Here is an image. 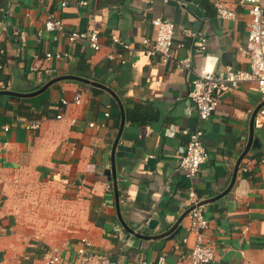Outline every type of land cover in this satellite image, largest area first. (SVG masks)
Returning a JSON list of instances; mask_svg holds the SVG:
<instances>
[{"label":"crops","instance_id":"1","mask_svg":"<svg viewBox=\"0 0 264 264\" xmlns=\"http://www.w3.org/2000/svg\"><path fill=\"white\" fill-rule=\"evenodd\" d=\"M223 1L236 11L235 18L219 17L215 0H67L66 6L63 0H0V91L32 92L65 75L104 86L95 93L89 82L57 80L38 109L22 97L0 94V264L76 263L81 251L101 258L87 264L155 262L161 255L169 264H189L195 239L187 232L189 213L172 234L154 239L130 234L120 216L136 232L156 218L159 223L146 234H162L189 208L190 189L201 200L220 196L205 204L208 232L217 242L210 264H264V127H254L259 145L251 146L236 169L262 102L259 89L245 81L220 90L208 120L200 118L190 98L203 65L216 74L250 68L240 53L247 43L249 10L239 0ZM49 13L64 21L66 32H97L104 46L96 51L45 30ZM157 15L177 26L174 45L185 44L175 47L177 59L195 48L185 30L207 34L208 48L194 55L192 70L141 51V39L153 34L151 20ZM112 34L132 47L123 52L125 62L107 57ZM57 51L70 56L46 57ZM82 54L89 64L84 70L78 67ZM79 91L82 102L74 104ZM63 98L70 103L63 104ZM118 99L125 123L115 143L122 120ZM36 119L41 127L28 129L27 121ZM184 127L203 129L209 152L192 180L178 167L188 141ZM33 172L59 187L48 199L72 207L66 223L51 228L15 204L14 178L22 183ZM49 255L58 262L50 263Z\"/></svg>","mask_w":264,"mask_h":264},{"label":"built area","instance_id":"2","mask_svg":"<svg viewBox=\"0 0 264 264\" xmlns=\"http://www.w3.org/2000/svg\"><path fill=\"white\" fill-rule=\"evenodd\" d=\"M168 1V0H164ZM82 3H86L82 1ZM243 6H247L251 19L248 22V38L245 46L240 47V53L249 58L250 68L248 70L238 69L233 70L228 68L224 72L216 74L207 64L203 65L196 72V77L192 81L193 88L190 91V98L194 102L198 114L202 120H208L214 114L219 104L218 92L225 88H235L240 83L245 81L254 82L264 101V0H239ZM67 0H63L62 6H66ZM215 7L219 17L224 19H233L236 16V11L223 0H215ZM153 25V34L150 37L141 39V51L151 57L161 56L164 62H175L179 67L186 70H192L193 58L196 53H204L208 48V36L204 31L190 32L185 30V33L194 37L195 48L183 58L177 59L175 56V47L181 48L185 44L180 41L174 45V36L177 29L175 22L169 18L157 15L151 20ZM44 29L47 31H59L67 34L70 42L81 41L87 43L96 51L101 50L104 46L97 32L71 30L66 32L65 23L62 19L49 13L44 22ZM109 52L107 57L111 60H120L125 62L124 51H132L131 45L122 40L117 34L110 36ZM70 56L67 52H47V58L61 59ZM82 92H77L72 103L80 104L82 102ZM62 103L68 105L70 101L66 98L62 99ZM106 117L109 112H105ZM58 118L62 114L57 115ZM94 126V123L90 124ZM28 129H38L41 127V121H27ZM254 127H264V104L260 107L254 117ZM181 132L188 137L184 153L180 156L178 167L185 172L187 178L192 180L200 171L203 163L209 157L207 147L203 142V129L184 127ZM189 207H193L189 212L190 223L187 227L188 234H194L195 239L187 257L189 264H210L216 256L217 242L209 234L210 228L209 219L206 215L205 205H198L201 198L198 194L190 189L188 193ZM188 241V237L184 238ZM80 260L76 263L63 262V264H87L91 261H99L100 256L93 254H85L81 251ZM103 259V258H102ZM50 263H56L58 260L53 255L48 256ZM108 264H118L116 261H109ZM133 264H169L165 255H161L155 262L138 261ZM177 264V263H176ZM185 264V263H179Z\"/></svg>","mask_w":264,"mask_h":264},{"label":"rangeland","instance_id":"3","mask_svg":"<svg viewBox=\"0 0 264 264\" xmlns=\"http://www.w3.org/2000/svg\"><path fill=\"white\" fill-rule=\"evenodd\" d=\"M27 178L29 179L27 180ZM26 180L20 183L17 177L14 178V185L10 191L15 204L23 208L24 211H29V216L35 221L49 225L51 228L57 223H66L69 219L68 212L72 207L68 206L69 203H64L60 207L57 200L47 197L48 193L59 191V187L55 185L53 188L52 182L47 184L38 180L34 172L29 173Z\"/></svg>","mask_w":264,"mask_h":264},{"label":"water","instance_id":"4","mask_svg":"<svg viewBox=\"0 0 264 264\" xmlns=\"http://www.w3.org/2000/svg\"><path fill=\"white\" fill-rule=\"evenodd\" d=\"M63 78H69V79H78V80H83L86 82L91 83L94 87L92 88V90L96 93L98 92V89L103 88L104 86L98 82L95 81H91V80H87L84 78H81L80 76H75V75H65L59 78H56L54 80H51L49 82H47L44 86L40 87L37 90H34L32 92H17L14 90H1L0 94H8L11 96H18V97H22L24 102L31 104L34 108L38 109L40 108V105L42 102H45L46 100H48L50 98V90L48 89V87L55 81L63 79ZM119 102V99H118ZM120 106H121V110H122V120H121V127H120V131L118 133V137L115 143H117V141L119 140V137L122 133L123 127H124V123H125V115H124V110H123V106L122 104L119 102ZM264 104V101L261 102V104L256 108V110L253 113V117H252V122H251V129H250V138L247 144V147L245 149V151L243 152V154L240 156L237 164H236V169L238 168L240 161L242 160V158L247 154V152L249 151V149L252 146V149H254L255 147H257L258 144V138H254V134H255V130H254V117L257 113V111L260 109V107ZM113 171V176H114V188L117 194V179H116V170H115V165L112 168ZM220 196L216 197V198H210V199H206V200H202L199 202L198 205H205L206 203L213 201L217 198H219ZM117 208L120 209L119 204H118V200H117ZM193 207H189L186 212H184L179 218L178 220L173 224V226L171 228H169L167 231H165L162 234L159 235H149L146 234V232H148V230H153L156 225L159 223V220L156 218H152L149 220L148 222V228H146L145 230H143L142 232H136L135 230L131 229L130 227H128L126 225V223L124 222V220L122 219V216H120L121 218V222L123 223V225L125 226V229L130 233L133 234L134 236L141 238V239H154V238H159V237H163L165 235H169L172 234L179 226L180 223L182 221V219L191 211Z\"/></svg>","mask_w":264,"mask_h":264},{"label":"trees","instance_id":"5","mask_svg":"<svg viewBox=\"0 0 264 264\" xmlns=\"http://www.w3.org/2000/svg\"><path fill=\"white\" fill-rule=\"evenodd\" d=\"M85 60H86V56L82 54V56H81V60H80V66H78V67H80L82 70L88 68V66H89V64L86 63Z\"/></svg>","mask_w":264,"mask_h":264}]
</instances>
